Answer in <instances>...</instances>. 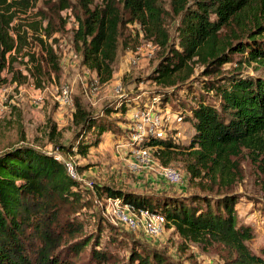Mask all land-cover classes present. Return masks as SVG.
I'll use <instances>...</instances> for the list:
<instances>
[{
    "label": "trees",
    "instance_id": "16d2710c",
    "mask_svg": "<svg viewBox=\"0 0 264 264\" xmlns=\"http://www.w3.org/2000/svg\"><path fill=\"white\" fill-rule=\"evenodd\" d=\"M29 1L0 0V86L31 80L40 89L50 75L60 74L50 43L58 24L38 12V21L23 22ZM161 1L77 0L72 43L82 66L98 83L109 82L123 28L133 26L159 48L145 78L154 87L138 91L134 86L98 112L75 102L67 144L59 141L55 124L46 138L64 155H86L107 133L126 137L116 115L144 102L164 111L169 107L190 124L189 144L181 153L172 137L149 134L143 147L154 149L164 166L185 155L189 182L215 194L134 192L97 184L94 193L162 214L167 227L186 242L222 246L223 264H264L247 246L253 234L237 216L241 197L230 192L240 177L234 160L242 151L264 172V0H166L168 9ZM71 8L69 0H58L54 14ZM167 17L176 19L172 36ZM80 185V176L73 178L52 153L25 144L22 132L19 142L0 150V264H75L86 248V264H108L115 257L109 244L118 246L122 238L116 232L80 235L83 224L77 216L87 205ZM126 264L174 263L155 249L131 244Z\"/></svg>",
    "mask_w": 264,
    "mask_h": 264
},
{
    "label": "rangeland",
    "instance_id": "374dc122",
    "mask_svg": "<svg viewBox=\"0 0 264 264\" xmlns=\"http://www.w3.org/2000/svg\"><path fill=\"white\" fill-rule=\"evenodd\" d=\"M69 1L73 8L57 15L54 12L58 0H30L28 10L20 17L24 19L23 22L38 21V12L50 15L53 22L58 24L59 31L54 34V41L50 43L58 56L60 74L58 77L50 75L40 92L35 91L31 80L20 86L9 82L3 84L6 89L3 96H0V150L19 142L22 132L25 144L40 146L45 151L58 154L77 168L81 198L84 204H87L77 216L83 224L80 235L100 231L104 236L116 232L122 238V243L118 246L115 243L109 244L108 250L115 257L108 264H126L131 244L155 249L174 264H223L227 254L222 246L202 248L186 242L166 224L162 234L157 237L146 236L140 228L130 230L116 215L113 199L97 197L94 193V184H97L134 192L213 196L216 191L201 190L196 181L189 182L185 170V155H175L169 164L164 166L154 149L144 148L143 141L139 139L142 131L152 126L146 122V114L154 117L160 115L158 118L161 123L154 126V129L164 130L165 135L172 137L179 145V152L182 153L192 134L189 123L177 122L175 116L169 115L167 110L144 102L143 107L130 108L125 115H116L120 118L116 121L122 126V135H125V138L117 139L107 133L96 146L88 149L86 155L76 152L64 155L55 150L47 140L46 134L51 124H55L58 132L62 134L61 138H58L61 144H67L70 140L74 130L71 120L75 102H79L90 112H98L105 105L123 98L134 86H137L138 91L154 87L145 81V78L158 60L159 48L152 41L145 39L133 26L123 28L111 80L105 84L98 83L95 74L82 66L81 55L74 49L72 35L77 27L75 13H78L79 9L77 0ZM161 3L165 9L169 8L166 0ZM165 26L172 36L176 19L167 17ZM61 87L69 91L68 102L61 103L57 100L56 89ZM135 102H138L137 99ZM167 109L172 110L169 107ZM234 164L236 174H240V177L230 192H236L241 197L235 207L237 216L239 222L249 226L253 234L247 242L248 248L264 260V172L247 157L245 151L234 160ZM164 167L176 169L180 173L181 181L178 185L167 180L162 173ZM116 209L123 208L119 206ZM77 237L78 235L75 238ZM88 253L86 248L80 253L75 264L88 263Z\"/></svg>",
    "mask_w": 264,
    "mask_h": 264
},
{
    "label": "built area",
    "instance_id": "2783aa9c",
    "mask_svg": "<svg viewBox=\"0 0 264 264\" xmlns=\"http://www.w3.org/2000/svg\"><path fill=\"white\" fill-rule=\"evenodd\" d=\"M16 86V84H13ZM35 88V87H34ZM5 87L3 85L0 86V96H3V92L5 91ZM36 92H40V89H36ZM2 93V95H1ZM56 94L57 96V100L60 101L61 103H63V101L68 102L69 100V91L67 88L61 87V88H57L56 89ZM156 100V99H155ZM167 113L169 115L173 114L176 118L177 122H182L183 118L180 114L178 113H172L169 109H166ZM165 110V111H166ZM142 115H145L144 113H141ZM149 114H146V122L150 123L152 126L151 128H145L142 131V135L140 136V140L142 141L143 138L149 134L157 137V138H164L165 137V133L164 130H160L158 128L154 129V126L158 125L159 123H161V119L159 120L158 117H161L160 115H157V117L154 116H148ZM155 120V122H154ZM140 128V126H138ZM137 127V128H138ZM146 133V134H145ZM53 157L57 160V161H62L65 163L66 168L69 172V174L73 177V178H78V175L74 169L73 164L70 161H65L64 159H62L61 157L58 156V154H53ZM164 173V176L167 178V180L171 183L177 184L181 181V175L180 173L173 168L170 167H164L162 168ZM113 209L116 213V215H118L119 220L124 223L130 230H137L138 228H140L144 234L148 237H157L160 236L164 230V226L166 224V219L165 217L157 212H151L145 209H135L133 208L131 205H127V204H122L119 201H115L113 200ZM119 206H122V210L116 209L119 208Z\"/></svg>",
    "mask_w": 264,
    "mask_h": 264
},
{
    "label": "crops",
    "instance_id": "0c3cea01",
    "mask_svg": "<svg viewBox=\"0 0 264 264\" xmlns=\"http://www.w3.org/2000/svg\"><path fill=\"white\" fill-rule=\"evenodd\" d=\"M192 129V128H191ZM192 132H193V130H192Z\"/></svg>",
    "mask_w": 264,
    "mask_h": 264
}]
</instances>
